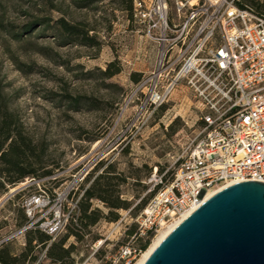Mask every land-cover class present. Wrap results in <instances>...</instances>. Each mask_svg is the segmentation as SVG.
Listing matches in <instances>:
<instances>
[{
    "label": "rangeland",
    "instance_id": "rangeland-1",
    "mask_svg": "<svg viewBox=\"0 0 264 264\" xmlns=\"http://www.w3.org/2000/svg\"><path fill=\"white\" fill-rule=\"evenodd\" d=\"M130 13L121 0H0L4 100L25 131L46 147L44 160L53 170L48 177H28L15 186L0 183V241L9 238L0 249L8 247L20 255L27 247L28 230H19L28 223L23 204L29 196L63 188L82 172L86 177L77 190L80 193L109 163L127 177L120 193L131 205L119 210L127 221L114 230L118 220L103 219L84 231L83 240L71 235L66 246L74 245V264L115 261L122 245L138 246V238L127 231L162 187L155 185L153 175L157 170L169 177L174 160L197 135L202 122L200 105L188 88H178L166 107L148 121L138 120L132 109H125V97L135 83L132 73L152 68L155 57ZM61 18L89 30L99 44H63L57 24ZM29 23L34 25L32 31L22 33ZM110 63L113 68L121 66V72L106 77L103 71ZM100 162L104 163L95 171ZM93 205L108 212L99 200ZM66 233L64 228L53 240ZM95 244H100L98 255ZM35 251L39 257L46 252L40 264H54L47 258V247L38 245Z\"/></svg>",
    "mask_w": 264,
    "mask_h": 264
},
{
    "label": "built area",
    "instance_id": "built-area-1",
    "mask_svg": "<svg viewBox=\"0 0 264 264\" xmlns=\"http://www.w3.org/2000/svg\"><path fill=\"white\" fill-rule=\"evenodd\" d=\"M130 14L155 57L128 91L125 109L148 121L178 88H188L201 111V129L169 177L156 170L152 180L162 187L134 219L139 235L152 241L197 209L202 192L264 182V17L242 0H134ZM85 177L78 172L63 188L29 196L23 204L28 223L19 232L39 228L56 238L79 209ZM126 221L122 216L114 230ZM141 254L126 244L118 260L101 263L135 264Z\"/></svg>",
    "mask_w": 264,
    "mask_h": 264
},
{
    "label": "trees",
    "instance_id": "trees-1",
    "mask_svg": "<svg viewBox=\"0 0 264 264\" xmlns=\"http://www.w3.org/2000/svg\"><path fill=\"white\" fill-rule=\"evenodd\" d=\"M133 1L121 0L129 12L132 10ZM244 5L251 6L258 15L264 17V0H242V6ZM57 24L63 37V44L80 43L89 46L99 44L96 35H90L89 30L83 29L77 24H71L63 18L59 19ZM33 27V23L27 24L22 33L31 32ZM113 65L110 63L103 71L106 77H112L121 72V66L113 68ZM141 76V73L133 72L131 79L137 82ZM165 107L164 104L160 109ZM45 153L46 147L37 143L25 131L19 116L9 109L7 100H4L0 81V183L15 186L28 177L36 179L50 176L53 170L48 168L44 160ZM103 163H98L95 171ZM126 182L127 177L118 171L115 164H107L85 188L79 201V209L73 214L66 226V234L55 241L52 235L39 228L29 229L25 250L20 255H15L8 247L1 248L0 264H27L29 262L35 264L39 257L35 254L38 245L47 247V258L54 264H74L71 257L74 245L66 246L68 238L73 235L78 241H81L85 236L84 231L91 230L101 220H119L121 217L119 210L128 209L131 205V202L122 198L120 193V186ZM94 200L103 202L108 212H104L99 207H94ZM145 203L146 201L138 209L142 208ZM137 227V224L134 223V228L129 229L127 234L138 238L139 244L135 247L143 253L151 244V236H140ZM100 252L101 248L95 254L98 255Z\"/></svg>",
    "mask_w": 264,
    "mask_h": 264
},
{
    "label": "water",
    "instance_id": "water-1",
    "mask_svg": "<svg viewBox=\"0 0 264 264\" xmlns=\"http://www.w3.org/2000/svg\"><path fill=\"white\" fill-rule=\"evenodd\" d=\"M143 264H264V182L242 181L215 192Z\"/></svg>",
    "mask_w": 264,
    "mask_h": 264
},
{
    "label": "bare ground",
    "instance_id": "bare-ground-1",
    "mask_svg": "<svg viewBox=\"0 0 264 264\" xmlns=\"http://www.w3.org/2000/svg\"><path fill=\"white\" fill-rule=\"evenodd\" d=\"M215 192L216 191L214 190H210L206 192L203 196V200L205 201L206 199L211 197ZM187 214L188 213L183 214L179 220H176V222L162 229L160 231L161 233L159 232L160 234L159 235L157 234L158 237L156 238V240L149 246V248L145 252L141 254V257L137 260L135 264H143L145 260L149 257V255L152 253V251L156 248V246L167 236V234H169L171 230H173L181 222L182 219H184L187 216Z\"/></svg>",
    "mask_w": 264,
    "mask_h": 264
}]
</instances>
